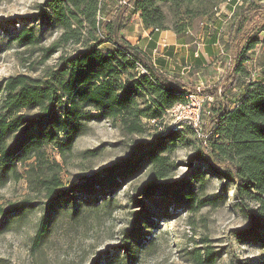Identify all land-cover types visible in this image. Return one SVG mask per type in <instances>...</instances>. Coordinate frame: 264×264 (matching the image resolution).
<instances>
[{
    "label": "trees",
    "instance_id": "obj_1",
    "mask_svg": "<svg viewBox=\"0 0 264 264\" xmlns=\"http://www.w3.org/2000/svg\"><path fill=\"white\" fill-rule=\"evenodd\" d=\"M125 1V5L111 11L106 0H45L48 12L42 13L41 18L56 22L62 29L59 43L80 48L60 56L56 69L41 78L16 75L0 84V186L20 178L18 166L27 167L26 181L40 189L47 199L32 238L35 248L45 243L61 210L69 207L75 215L81 206L97 207L100 199L102 204H110L107 193L112 194L118 186L132 180L145 165H151L154 176L162 180L169 167L165 153L175 149L182 134L172 129L149 145L147 152L104 168L69 192L61 190L60 166L48 161V149L65 158L91 122L111 121L118 124L124 135H142L143 121L159 124L167 110L184 103L185 97L191 94L213 97L206 116L207 127L201 132L207 137L206 147L198 140L195 160L206 166L210 175L233 184L236 206L248 212L247 204L253 202L257 217L264 220V69L261 78L246 85L244 93L231 104L225 102L226 97L218 96L216 89L199 93L188 89L174 81V74L163 70L162 62L153 63L145 51L128 42L123 32L131 18L138 15L142 29L150 31L151 41L157 40L162 31L179 36L186 32L188 24L182 22L216 12L217 1ZM237 2L232 1L234 8L227 41L230 73L223 87L228 92L237 78L245 74L249 55L262 45L259 35L264 31V0H242L239 6ZM165 11L172 16H184V21L166 26ZM16 34L14 40L21 47L37 41L32 29H22ZM59 43L50 53L59 49ZM192 59L195 66L202 64L199 59ZM157 192L158 188L152 185L136 189L142 198L135 204L142 211L134 214L131 229L121 233V257L108 258L104 264L132 263L144 243L152 246V240L146 241V236L157 224L149 208L167 202L193 212L204 203L198 201L193 183L186 179L165 185L161 195ZM75 200L81 202L77 204ZM144 203L151 205L148 208ZM32 206L21 202L0 208V216L26 213ZM259 230L264 231V226L240 233L239 239L264 246V233L260 234ZM205 251L203 260L200 254H195L197 263L214 264V253Z\"/></svg>",
    "mask_w": 264,
    "mask_h": 264
},
{
    "label": "rangeland",
    "instance_id": "obj_2",
    "mask_svg": "<svg viewBox=\"0 0 264 264\" xmlns=\"http://www.w3.org/2000/svg\"><path fill=\"white\" fill-rule=\"evenodd\" d=\"M213 1L218 3L216 12L189 22L185 20L182 23H188L186 32L179 36L168 32L186 44V49L181 48L177 56L183 57L185 50L202 56L206 46L211 45L209 39H214L215 51L209 55L210 58L205 55L200 66H195L191 58H186V63L181 60L172 77L188 89H199L200 92L216 89L218 96L226 97L225 102L231 104L244 93L246 85L261 78V70L264 69V31L259 35L262 45L249 55L245 74L237 78L230 92L224 91L223 85L230 73V59L226 51L234 5L233 0ZM106 2H109V10L112 11L125 5L126 1ZM46 4L45 0H0V84L16 75L41 78L56 69L60 56L70 55L80 48L71 43H59L62 29L56 22L41 18L42 13L48 12ZM241 4L242 0L236 3L238 6ZM165 12L168 27L173 23L180 25L181 19L184 21V16L176 17ZM22 29H32L36 43L25 47L18 45L14 38ZM146 34L138 25L136 16L131 18L123 32L126 40L135 46ZM168 42L169 38L166 37L160 45ZM56 43H59V49L50 53ZM159 48L163 49L161 46ZM210 99L205 100L203 107L201 132L203 127H207L206 116L213 97L210 96ZM161 119L159 124L143 121L145 130L142 135L132 136L124 135L118 124L111 121L91 122L86 133L76 139L72 152L65 158L48 149V161L60 166L58 178L63 184L61 190L69 192L104 168L147 152L149 145L173 129V120L166 113ZM180 131L182 140L176 143L173 151L165 153V162L169 167L162 180L154 176L151 165H145L132 180L118 186L112 194L107 193L106 200H110V204H102L100 199L97 207L81 206L75 215H72L69 207L61 210L45 243L39 248L34 247L32 238L47 199L40 189H35L26 181L27 167L18 166L20 178L10 179L0 186V208L21 202L33 206L26 213L0 216V264H104L108 258H120L119 247L123 243L121 233L131 229L134 214L142 211L135 204L142 198L136 189L152 185L158 188L157 193L161 195L165 185L181 179L193 183L198 201L204 203L193 212L167 202L152 209L149 208L151 204L144 203L157 226L146 236V241L152 240V246L144 243L138 249L136 259L129 264H200L195 254H200V260H203L205 250L214 253V264H264V246L239 239L240 233L258 225L264 226V220L255 213L256 205L253 202L247 204L248 212L236 206L233 184L210 175L208 168L195 160L199 149L196 136L186 127ZM75 201L77 204L81 202ZM141 231L145 232L144 229ZM259 232L264 233L262 230Z\"/></svg>",
    "mask_w": 264,
    "mask_h": 264
},
{
    "label": "crops",
    "instance_id": "obj_3",
    "mask_svg": "<svg viewBox=\"0 0 264 264\" xmlns=\"http://www.w3.org/2000/svg\"><path fill=\"white\" fill-rule=\"evenodd\" d=\"M136 16L137 20H138V25L140 26L141 30L142 29V25H141V21L138 15H134V17ZM143 32H146L148 34L144 35L147 37L143 36V40L139 41L137 43V47L142 50L143 52L145 51L147 53V55L149 56L150 60H152L153 63H158L162 62L163 66V70L170 74L173 75V73L175 74L176 71L178 70L181 60H184L185 63L187 62V59H192V57L194 58V54H192V52L185 50V54L183 57H180L179 55L177 56L178 52L181 51V48L186 49V44H184L181 40L175 38V35L170 36L168 31H162L159 33L157 40H150L149 37V33L150 31H146L143 30ZM169 35V36H167ZM168 37L169 38V42L168 44L164 45L161 44L160 42L163 41L164 38ZM211 45H207L206 48L204 49V53H202V56H198L196 57V59H199V61L201 63H203L204 61V56H208L212 55L211 53L213 51H215V46L216 43L214 42V39H209ZM152 44L154 46V49H151V45ZM162 47L163 49H160L159 47ZM210 58V57H209ZM194 61V59H193Z\"/></svg>",
    "mask_w": 264,
    "mask_h": 264
},
{
    "label": "built area",
    "instance_id": "obj_4",
    "mask_svg": "<svg viewBox=\"0 0 264 264\" xmlns=\"http://www.w3.org/2000/svg\"><path fill=\"white\" fill-rule=\"evenodd\" d=\"M197 55L196 52L195 57ZM197 92L199 93L200 90L198 89ZM205 100L211 101L209 97L203 98L199 94H191L185 97L184 103H177L176 106L165 112L173 120L172 128L175 131H179L183 127L190 128L203 147H206L207 137L201 133L200 124ZM149 123L156 124L155 121H149Z\"/></svg>",
    "mask_w": 264,
    "mask_h": 264
}]
</instances>
